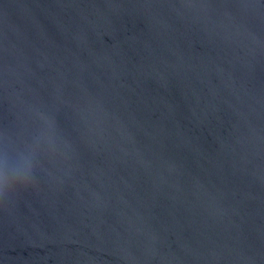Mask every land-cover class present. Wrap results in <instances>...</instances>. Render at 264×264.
I'll return each mask as SVG.
<instances>
[{"label":"water","instance_id":"95a60500","mask_svg":"<svg viewBox=\"0 0 264 264\" xmlns=\"http://www.w3.org/2000/svg\"><path fill=\"white\" fill-rule=\"evenodd\" d=\"M41 112L0 264H264V0H0V131Z\"/></svg>","mask_w":264,"mask_h":264},{"label":"clouds","instance_id":"9594fccd","mask_svg":"<svg viewBox=\"0 0 264 264\" xmlns=\"http://www.w3.org/2000/svg\"><path fill=\"white\" fill-rule=\"evenodd\" d=\"M40 120L28 137L0 131V199L11 200L36 181L44 159H53L61 143L70 144L55 115L39 113Z\"/></svg>","mask_w":264,"mask_h":264}]
</instances>
